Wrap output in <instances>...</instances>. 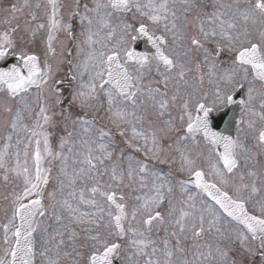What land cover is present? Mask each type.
Returning a JSON list of instances; mask_svg holds the SVG:
<instances>
[{
    "label": "snow or ice",
    "instance_id": "snow-or-ice-1",
    "mask_svg": "<svg viewBox=\"0 0 264 264\" xmlns=\"http://www.w3.org/2000/svg\"><path fill=\"white\" fill-rule=\"evenodd\" d=\"M64 7L61 0H45L35 5L24 0L19 7L11 6L12 19H16L15 13L28 9L31 21H37L36 10L43 11L46 22H38L32 33L35 36L36 31L47 29L43 67L36 53L16 51L13 38L16 27L0 31V60L15 55L22 62V67L0 68V92L11 99L19 96V104L23 106L13 113L7 102L2 105L4 113H13L11 130L16 131L23 112L31 115L36 107L39 109L32 126L24 128L27 142L16 141L17 151L11 154L14 164L9 163L11 135L0 150L4 182H9L11 174L23 183L21 190L12 192V215L3 225L0 264H35L33 234L38 227L35 218L46 214V192L52 201L49 207L53 218L69 232L73 251H65L63 255L72 257L71 264H114L122 250L123 264H264V163L256 159L264 156V91L260 93V111L254 107L256 82L264 88V0H243V3L211 0V11L206 0H91L90 3L75 0L68 20L63 15ZM74 18L80 22L79 35L83 37L75 45L76 55L83 52L84 58L75 65L69 60L75 74L69 71L61 77L58 72L63 61H58L54 69L48 57L57 56L54 42L59 33L76 40L71 22ZM3 23L10 25L11 21L6 18ZM189 26L196 30L194 34L189 32ZM169 35L176 47L187 39L196 51L202 50L207 66V72L199 76V86L184 95L177 89L169 96V82L176 78L183 81L192 71L179 58L181 53L176 47L169 51ZM139 38L152 44L154 56L135 51L132 45ZM61 45L63 56V41ZM67 51L71 55V50ZM225 51L229 61L220 60ZM183 55L187 57L188 51ZM153 60L160 79L145 84L148 73L144 69L150 73ZM195 68L200 72L201 64L196 63ZM205 75L208 83L214 85L210 91H203ZM66 82H74L76 87L70 93L68 108L57 113L55 107L64 104ZM33 87L35 100L28 101L22 94ZM245 88L246 99L238 103L249 117L240 121L246 129L238 125L235 138L214 130L210 114L237 104L236 96ZM76 106L82 111L93 110L94 118L72 119L71 109ZM173 109L179 110L178 115H172ZM100 111L104 116L98 118H106L121 137H126L125 143L142 152L145 159L175 163L174 154H179L178 171L188 176L187 180L178 181L180 193L188 194L174 203L173 186L165 175L150 169L143 160L123 157V153L113 161L110 130L105 126L94 127ZM57 115L63 116L65 122L71 120L73 125L88 127L83 128L86 135L79 141L69 131L67 137L60 138V150L53 152L47 128L54 125ZM245 131L246 138L254 142L251 147L241 140L240 134ZM165 140L170 142L165 145ZM33 144L34 167H30L29 149ZM49 157L61 161L59 191L64 194L66 187L70 189L62 199H57L56 189L47 191L52 169L44 167V161ZM70 157L72 164L78 165L71 174ZM201 158L207 161V168L201 166ZM121 160L127 161L126 169ZM256 164L260 166L259 173ZM105 176L107 180L103 179ZM189 183L194 184L195 194L189 193ZM123 189L138 193L133 197L131 210ZM166 199L167 224L172 230L165 228L166 235L158 243L149 234L154 223H166L159 210ZM82 205L88 210H82ZM138 216L141 220H137ZM65 218L68 224L61 223ZM131 221L142 222L145 230L132 227ZM69 225L80 227L84 240L79 247L87 249L86 254L76 250L80 233ZM206 233L212 237L211 241L186 243L189 234L193 241H198ZM63 235L57 229L52 239ZM257 241L258 244L253 243ZM64 243L61 238L56 244L57 255ZM236 244L238 249L233 247ZM48 264L60 262L49 260Z\"/></svg>",
    "mask_w": 264,
    "mask_h": 264
},
{
    "label": "rangeland",
    "instance_id": "rangeland-1",
    "mask_svg": "<svg viewBox=\"0 0 264 264\" xmlns=\"http://www.w3.org/2000/svg\"><path fill=\"white\" fill-rule=\"evenodd\" d=\"M65 3H63L65 5L64 10H63V15L66 16V18L69 17V13L72 10V8L74 7L73 3L75 4V0H70L71 2H69V0H64ZM45 2V0H44ZM87 2H91V0H87ZM241 2L243 3V0H241ZM17 3L22 5L24 3V0H17ZM31 4L35 5L37 2L36 1H32L30 2ZM206 3L209 4V8L208 10L211 11V0H206ZM12 5H9V7ZM35 10V9H33ZM82 10V9H81ZM37 11V10H36ZM5 12L7 15V19H9L10 21L12 20V16L13 14L9 12V10L5 9ZM16 18L19 19L18 17H21L20 15L15 14ZM130 19V16L128 17ZM76 18L73 19V21L75 23H77V21H75ZM38 22H46L45 18H41L38 16V20L35 21V23L37 24ZM15 23L17 24V33H19L22 37L23 36H28L29 35H25V33L21 32V28H20V24L17 23V21H11L10 25H4L3 27H0V30H5L6 28H10V27H15ZM114 23H116V21H114ZM76 28L81 27L80 26V22L78 21ZM77 31V30H76ZM81 31V28H80ZM79 31V33H80ZM195 29L192 28L191 26H189V32L190 33H195ZM78 33V40H82L83 37H81ZM47 37V29L44 30H39V33L36 35V37H39L42 47L44 49L43 52V58L45 59V51H46V42L43 43L44 38L42 37ZM19 41V40H18ZM61 41L65 42L66 41V34L64 33H59L58 34V39L56 40V48L58 45H61ZM21 42V41H19ZM168 48L169 51L171 50L172 47H176L175 45L172 44V39H171V35L168 36ZM23 43V42H22ZM66 46V50H67V45L66 43H64ZM96 48H99V45H96ZM85 51H87V48L85 47ZM176 51L181 53L180 55V59L187 62L188 66H190L192 68V71L187 73L185 76V79L183 81L179 80V78H176L172 81L169 82V84L172 86L173 91L171 92L172 94L179 89V92L181 95H184V93L186 91H192L194 87H198L199 86V76L201 74H205L207 72V66L204 64L203 62V53L202 50L201 51H196L194 48L191 47L190 45V41L185 39V41L183 42V44L179 47H176ZM185 51H188V56L185 57L183 55V53ZM40 52V51H39ZM84 58V53L82 52V55L79 57L77 55H75V59L73 62V65L81 62ZM58 60V57L56 58ZM55 58H51L48 57L49 63H51L53 65L54 68V64L56 62ZM60 60H62V57H60ZM64 60V59H63ZM221 61H229V54L227 53V51H225L224 53L221 54L220 57ZM196 63H200L201 64V70L200 72L196 71L195 68V64ZM153 66L151 69V72L149 73L148 69H144V71L146 73H148L145 76V80L144 83L147 84L150 80L154 81V80H159L160 77L159 75L156 73L155 71V61L153 60L152 62ZM61 65V64H60ZM223 66H227V64L223 65ZM61 68L64 69V71H66V66H64V68L61 65ZM73 74H75V69L72 68ZM161 71H163V68L161 67ZM86 78V77H85ZM71 86L70 89H68L66 92L63 91V96H64V104L55 107V111L57 113H59L62 109H67L68 108V101L71 99L70 93L72 91V88L76 87V84L74 82H70ZM158 85L153 84V87H156ZM160 87L162 85H159ZM214 87V85H210L208 83V77L207 75H205V81H204V85H203V91H210L212 88ZM163 89V87H161ZM258 88V87H257ZM256 88V89H257ZM264 91V88H258L257 90V101H254V107L257 111H260V102L262 99V96L260 95V93ZM4 94V93H3ZM0 95V113H2V105L7 102L13 109V113H15V111L17 110L18 107H23L21 104H19L20 101V97H17L16 100L12 101L10 99H8L5 95ZM24 96H26L28 101H34L35 97H36V92L34 93H29V94H24ZM49 103H53V101H49ZM38 107L35 108L34 110V115H30L28 112H23L22 115V119L18 122V127L16 129L15 132H13L11 130V126H10V122L12 119V115L13 113H6L8 118H6V114H2V116L7 120H4V122L7 123H2L0 122V150L3 149V145L8 142L6 140V137L8 135L12 136V140L9 142L13 145L12 148L9 149L10 152V156H9V163L10 164H14V156L11 154H14L17 151V147H16V141L18 139L23 140L25 143L27 142L28 139V133L26 131H24L25 126L27 127H31L33 120L35 119V111H38ZM178 109H173L172 111V115L176 116L178 115ZM72 112V119H75L77 116L83 117L84 119H88V120H92L94 118L93 116V110L88 109V110H81L78 106L73 107L71 109ZM51 114V113H50ZM100 116H104V112L100 111L99 113L96 114V124L94 125V127H101V126H105L106 130H110L111 132V136L108 138V140L111 141L110 144V149L113 151V161H117L118 158L121 157V153H123V157H128V156H132L135 159L138 160H143L145 163L148 164L149 168L152 170H156L159 173L165 175L168 180H170L172 186H173V193L171 198L173 199V202L175 203L178 199H182L184 198V196H186L188 193H185L184 196L181 195L180 193V188H179V184L178 181L181 180H187V173H181L178 171L179 166H180V159H179V154H174L175 155V163L169 162V163H164L161 164L159 162L153 161L151 159H145L144 155L142 152H136L134 150V148H130L126 143H125V139L126 137H121L117 131V129L111 125L107 119H99L98 117ZM249 117L245 114L244 115V120H247ZM63 116L61 115H57L54 117V125L50 126L47 128L50 130V144L51 147L53 149V152L59 151V143H60V138L61 137H67V133L69 131L73 132V139L76 141H79L81 138H83L86 134L83 132V128L84 127H88L87 125H81L79 123L73 125L71 120L65 122ZM165 119H167V116L165 117ZM1 121V120H0ZM145 127H147V125L145 124ZM240 128H244L246 129V125L245 124H240L239 125ZM91 132V130H90ZM92 135H95L94 132H91ZM238 135L237 130H236V136ZM241 140L243 143H245L247 146L251 147V145L254 143L250 138H246V131L245 133H241ZM170 141L165 140L164 144L167 145V143H169ZM136 143V142H134ZM141 144L143 143L142 141L140 142ZM35 145L33 144V146L29 149V165L30 167H34L33 166V161L31 158V153L34 150ZM201 148H203V142H201L200 145ZM20 150H21V162H23V144H21L19 146ZM41 148H43V144H41ZM252 151H258L255 148H252ZM65 152H67V147L65 148ZM257 161H260L262 163H264V156H257ZM123 167L126 169L127 168V161L126 160H121ZM201 166L207 168V161H205L203 158H201ZM69 174H71L72 172V168L73 167H78V165H73L72 164V158L70 157L69 161ZM135 167V165H133ZM44 167H50L52 169L51 172V179H50V183L47 187V191H52L53 189L57 190V199H62L63 195L66 194L70 189L69 188H65L64 189V194H62L59 191V181L57 179V177L60 175L59 174V169L61 167V161L59 159H55L53 160L51 157L47 158L44 161ZM257 172L259 173L260 170V166L259 164H256V169ZM107 176L103 177L104 180H107ZM60 179H65L63 176H60ZM248 179H252V178H248ZM149 183H151V179H149ZM257 186H259V179L256 180ZM191 183H189L187 185L188 189H189V193L195 194L196 193V189L190 185ZM23 187V183L22 180H18L16 179L13 175L10 174L9 176V182L5 183L3 180V173L2 170H0V255H3V247L4 245L2 244V240H3V225L8 223V220L11 218L12 215V210H11V200H12V192L13 190H21ZM80 185H77V188H79ZM124 195L126 196L127 202L129 204V210H131V205L133 203H135L133 197L135 195H137L138 193L133 192L131 189H123L122 190ZM120 193L118 192V195ZM87 195V193H86ZM5 197H7V199H5ZM258 198V197H257ZM52 203V201H50L47 197V192L45 193V198H44V205H45V209H46V214L44 216H41L39 219V223H38V227L36 229L35 232V264H48L49 260H59L60 264H71L72 261V257L69 256L67 258L64 257L63 253L65 251L67 252H72L73 248H72V242L69 240V232L66 231L64 228L61 227L60 224H57L55 219L53 218V211L52 209L49 207V205ZM177 207H179V204L176 205ZM168 202L167 199L165 200L164 204L161 205L160 207V211L162 212V214H164L165 216V221L166 223L161 225L158 223H155L153 225L152 228V232L149 234L151 236L152 239L157 240V242L159 243V241L164 238V236L166 235L165 232V228H168V231H171L172 229L169 227V225L167 224V221L169 219V217L167 216V212H168ZM82 210H88L87 206H81ZM67 214H65L66 216ZM137 220H141V217H137ZM62 224H68V220L62 219L61 221ZM131 225L132 227L138 228L141 231H144V224L141 223H137L136 221H131ZM69 227L74 228L77 232L80 233V240H78L76 242V250L77 251H81L84 252L85 254L87 253V249L84 248H80L79 245L81 243H83L84 240V234L81 232L80 227H76L75 225H69ZM128 227V222L125 223V228L127 229ZM59 229L60 231L64 232L63 237L60 236H56L55 239H52V236L55 234V231ZM63 238L65 243L64 245L60 246V252L59 255H57V248H56V244L58 243V241ZM205 240L211 241L212 237L209 236L207 233L205 234V237L203 239H200L198 241H193L190 237L189 234V239L186 241L187 244H192V243H199V244H204ZM120 243H124V241H120ZM174 243V241H173ZM254 244H258L257 242H253ZM233 247L238 249V244L233 245ZM41 253H45V255H41ZM123 255L124 252L123 250L120 253V257H119V261L120 264H123ZM233 255H235V253H233ZM258 264V262H257Z\"/></svg>",
    "mask_w": 264,
    "mask_h": 264
}]
</instances>
